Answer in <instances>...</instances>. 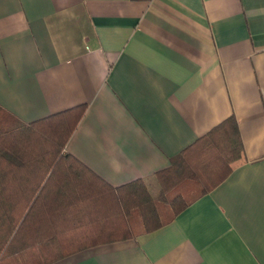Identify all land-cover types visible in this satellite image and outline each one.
<instances>
[{"label":"crops","instance_id":"crops-1","mask_svg":"<svg viewBox=\"0 0 264 264\" xmlns=\"http://www.w3.org/2000/svg\"><path fill=\"white\" fill-rule=\"evenodd\" d=\"M80 104L66 150L114 186L156 198L232 116L243 158L162 228L50 264H264V0H0V108L33 122Z\"/></svg>","mask_w":264,"mask_h":264},{"label":"trees","instance_id":"trees-1","mask_svg":"<svg viewBox=\"0 0 264 264\" xmlns=\"http://www.w3.org/2000/svg\"><path fill=\"white\" fill-rule=\"evenodd\" d=\"M85 109L80 104L24 122L0 108V264H50L90 247L154 232L218 186L243 158L232 116L158 173L162 191L173 194L159 198L172 211L163 220L143 179L111 185L66 150ZM134 211L142 219L139 232L130 221Z\"/></svg>","mask_w":264,"mask_h":264},{"label":"rangeland","instance_id":"rangeland-1","mask_svg":"<svg viewBox=\"0 0 264 264\" xmlns=\"http://www.w3.org/2000/svg\"><path fill=\"white\" fill-rule=\"evenodd\" d=\"M177 186L181 187V189H184L186 185L184 186V183H180V186L179 185H177ZM161 194L162 195L156 196V200H157V204L160 206V208H162V214H163L162 219L167 220L171 217L170 215L172 214V211L170 209H167L168 206L166 204L162 203L159 200V197L161 196L165 199H168V198H171V196L173 194H172V191L167 192L166 190L164 191V189L161 192ZM130 221H131L132 226L134 227V230L136 232L143 230L142 219H141V217L137 211H134L132 216H130Z\"/></svg>","mask_w":264,"mask_h":264}]
</instances>
